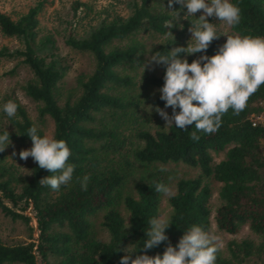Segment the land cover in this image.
I'll return each mask as SVG.
<instances>
[{
	"label": "trees",
	"instance_id": "1",
	"mask_svg": "<svg viewBox=\"0 0 264 264\" xmlns=\"http://www.w3.org/2000/svg\"><path fill=\"white\" fill-rule=\"evenodd\" d=\"M155 2L128 0L127 16H111L83 37L68 35L64 39L71 49L88 53L93 68L88 75L78 76V95L73 100L64 99L61 104L58 81L66 66L52 52L54 46L49 36L37 38L36 14L41 2L16 20L0 12V34L21 44L12 50L1 46L0 58L19 57L28 68L31 77L22 90L37 104L38 119L51 120V136L67 142L71 150L68 163L75 166L73 181L54 191L38 183L51 173L31 160L24 175L17 165L5 161V150L0 152V211L27 221V216L14 212L13 208L23 210L30 203L36 222L33 241L14 244L0 241V264H119L126 253H132L133 258L140 254L162 255L167 243L175 246L190 226L207 229L209 180L219 183V204L212 216L215 227L234 234L245 225L260 239L257 243L247 238L227 241V256L218 251L215 264H252L264 260V154L261 153L264 126H250L247 121L249 114L264 108V85L249 98L244 111L234 115L230 109L215 133L197 132L198 140L190 135L196 131L194 126L184 131L173 125L153 132L141 127L137 113L140 99L132 93V78L117 70L132 66L139 59V48L131 42L120 46L111 43L127 39L139 30L164 35L170 14ZM231 3L241 9V22L236 27L230 26L231 32L264 36V0H231ZM80 5L83 4L75 2L73 12ZM179 7L173 4L172 9ZM193 19L188 17L184 25ZM223 43L214 40L203 54L214 55ZM170 44V40H163L152 49L153 54L166 53L171 50ZM200 55L183 58L191 63ZM163 75V66H158L155 75L143 74L144 86L159 89ZM159 95L157 91L151 103L164 107ZM13 102L17 104L15 99ZM17 106L13 118L0 109V134L7 130L11 141L31 144L26 136L30 127H36L41 137L44 133ZM167 109L171 115V108ZM104 110L108 118L95 119V114ZM223 149V158L214 162L210 153ZM167 162L183 163L198 173L175 181L166 200L169 207L166 220L171 223L166 230L169 241L144 252V231L149 219L157 216L161 195L155 191V185L166 184L164 173L156 170L154 164ZM136 171L132 193L124 192L125 182ZM84 175L90 176L86 191L75 180ZM97 211H102L99 224L107 233L105 241L95 236L89 220Z\"/></svg>",
	"mask_w": 264,
	"mask_h": 264
},
{
	"label": "clouds",
	"instance_id": "2",
	"mask_svg": "<svg viewBox=\"0 0 264 264\" xmlns=\"http://www.w3.org/2000/svg\"><path fill=\"white\" fill-rule=\"evenodd\" d=\"M173 4L186 8L185 15L195 17L188 28L191 38L187 47H173L166 53L156 51L143 65V71L153 70V65L163 66V85L156 91L164 102V109L171 108V115L160 107H155L154 111L165 121V126L175 125L184 131L194 126L196 131L190 135L193 140H198L197 132L215 133L222 124V117L230 109L234 115L244 111L249 98L264 85V36L238 32L225 35L226 42L217 48L216 53L205 55L203 53L207 52L210 44L220 37L216 25L210 23L209 18L236 27L241 22V9L231 0H168L169 8ZM179 11H172L177 20ZM198 12L202 14L196 18ZM168 27H172L171 22H168ZM197 53L201 55L191 63L187 58H181V54L187 57ZM149 107L153 110L152 106ZM17 108L15 102L8 101L3 105V112L13 118ZM26 136L32 146L19 152L20 159L27 161L31 157L40 169L51 173L42 177L39 185L49 186L54 191L69 185L74 179L75 166L68 163L71 150L67 142L48 135L41 137L34 126L27 130ZM9 145L10 134L5 130L0 134V152ZM75 180L82 190H87L89 175L77 176ZM155 191L168 194L170 189L161 182L155 185ZM170 224L159 216L149 219L142 251L147 252L168 242L166 230ZM220 247L218 236L201 226L192 225L175 246L168 242L162 255L140 254L133 258L132 253L125 252L119 264H215Z\"/></svg>",
	"mask_w": 264,
	"mask_h": 264
},
{
	"label": "rangeland",
	"instance_id": "3",
	"mask_svg": "<svg viewBox=\"0 0 264 264\" xmlns=\"http://www.w3.org/2000/svg\"><path fill=\"white\" fill-rule=\"evenodd\" d=\"M166 0H156L155 4L162 7L170 14L169 19L166 22V33L162 36L153 34L150 32H144L142 30L136 31L131 34L127 39L119 41H113L111 45H123L129 42L135 43L139 51V59H137L132 66L125 67L121 71V67L117 70L121 73L129 74L132 78V93L135 98L140 99L138 106V116L141 121V127L153 132L154 130H164L165 121L154 111L155 107H160L151 103L152 98L157 94L154 87H145L142 79L143 74H156L158 72V66L153 65V70L145 69L143 71V65L147 62L148 58L153 54L152 49L162 42L163 40H170L171 49L173 47H187V42L191 36L188 32V28L191 26V22L184 25V22L188 20V16L185 15L186 8L181 9V6L176 9L168 7L165 3ZM37 2H41L40 8L36 14L37 18V38L40 39L43 36H49L54 46L52 52L57 54L61 64L66 66L63 76L58 81L59 97L58 103L61 104L64 99L68 98L73 100L78 95L77 78L80 74L88 75L93 68V60L88 53L79 52L71 49L64 43V39L70 35L74 37L85 36L92 28L97 26L103 20H108L111 16H127L129 13L128 0H0V12L8 15L12 20H16L19 16L24 14L29 7H32ZM75 2H79L80 5L76 11L73 12L72 5ZM164 6V7H163ZM179 11L180 18L176 19V14L172 11ZM202 12L196 13V18L201 15ZM195 19V17H193ZM193 19V20H194ZM168 22H171L172 27H168ZM210 23H214L217 27V35H220L218 41L226 42L227 37L225 35H232L230 26L224 22L218 21L215 18H209ZM169 32L171 35H169ZM174 38V40H173ZM6 46L9 50L18 49L21 47L20 42L13 37H4L0 34V47ZM39 53V52H38ZM43 53V52H41ZM40 53V54H41ZM185 57L183 54L181 58ZM31 77V73L28 68L20 62L19 57L12 58H0V109L8 101H15L23 108L28 118L34 123L35 126L40 128L44 135L51 136L52 134V122L48 117L38 119L36 115L37 104L27 97L22 86ZM131 93V91H129ZM140 94L139 96H136ZM13 98V99H12ZM149 106H152L153 110ZM164 109V107H160ZM168 113V109H164ZM169 114V113H168ZM170 115V114H169ZM108 118L106 110L95 114V119L100 117ZM123 133H126L124 130ZM32 145L29 142L11 141L5 149V161L10 162L19 167L22 174L28 173V164L32 158L29 157L27 161L21 160L19 152L22 149H28ZM13 152L16 153L13 156ZM261 153L264 154V139L261 142ZM211 157L214 162L222 159L224 156V149L219 152H211ZM156 170H161L166 178V185H168L170 192L168 194L160 195V201L158 205L157 216L167 219L169 214V207L167 205V197L173 192L175 181L179 178H191L197 175V169L189 167L183 163L167 162L164 164H154ZM264 173V170H262ZM264 175V174H263ZM138 171L128 177L123 187L124 192L132 193V184ZM210 188V197L208 200V206L210 215L208 218L209 224L205 231L214 234L219 237V243L221 245L219 251L223 256H227L226 242L229 240L250 239L257 243L260 239L253 234L245 225L241 226L236 233L228 234L215 227L213 223V211L219 204L217 197V190L219 183L213 180L208 181ZM21 204V203H20ZM122 215L125 214L122 207L118 208ZM13 211L18 214H23L28 217L27 221L22 220L19 217L11 218L9 215H4L0 211V241L5 244L14 243H27L33 241L35 236L33 226V212L32 209L24 207L23 210L13 208ZM102 211H97L94 215L89 217L92 224L95 236L105 241L107 239V233L100 226V216ZM35 224V221H34ZM35 242V241H34ZM250 264V263H246ZM252 264H264V260L261 259L258 262Z\"/></svg>",
	"mask_w": 264,
	"mask_h": 264
},
{
	"label": "built area",
	"instance_id": "4",
	"mask_svg": "<svg viewBox=\"0 0 264 264\" xmlns=\"http://www.w3.org/2000/svg\"><path fill=\"white\" fill-rule=\"evenodd\" d=\"M247 121L249 122L250 126H264V108L260 110L259 112L249 114L247 117ZM26 207L28 210L32 209L30 203H28ZM32 221H33V226H34V231H35V236H36V222L34 224V221H35L34 212H33Z\"/></svg>",
	"mask_w": 264,
	"mask_h": 264
}]
</instances>
